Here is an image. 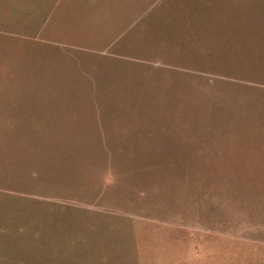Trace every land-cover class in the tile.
Instances as JSON below:
<instances>
[{
	"label": "rangeland",
	"instance_id": "374dc122",
	"mask_svg": "<svg viewBox=\"0 0 264 264\" xmlns=\"http://www.w3.org/2000/svg\"><path fill=\"white\" fill-rule=\"evenodd\" d=\"M263 14L264 0H0V211L123 218L94 246L50 263L20 248L18 264H264Z\"/></svg>",
	"mask_w": 264,
	"mask_h": 264
},
{
	"label": "trees",
	"instance_id": "16d2710c",
	"mask_svg": "<svg viewBox=\"0 0 264 264\" xmlns=\"http://www.w3.org/2000/svg\"><path fill=\"white\" fill-rule=\"evenodd\" d=\"M41 207L48 209L46 225L38 223ZM36 210L22 206L20 209L10 207L6 211H0V257L9 256L8 264H18L19 259H15L20 248L34 261L50 263L46 258L50 249L56 248L62 254L65 249L75 247L78 240L82 241L85 248L94 246L100 238L111 237V232L116 233L118 225L123 224V218L119 216L101 212H90L89 215L75 206L50 204ZM131 237L129 234L127 238ZM29 263L28 261L27 264Z\"/></svg>",
	"mask_w": 264,
	"mask_h": 264
}]
</instances>
